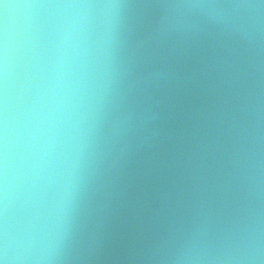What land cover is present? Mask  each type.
I'll return each instance as SVG.
<instances>
[{"label":"clouds","instance_id":"obj_1","mask_svg":"<svg viewBox=\"0 0 264 264\" xmlns=\"http://www.w3.org/2000/svg\"><path fill=\"white\" fill-rule=\"evenodd\" d=\"M0 8V264L71 258L87 169L133 153L159 107V76L189 64L180 81L203 103L177 199L191 219L161 228L127 259L264 264V0H0ZM149 8L154 19L133 45L131 22ZM13 156L18 215L9 202Z\"/></svg>","mask_w":264,"mask_h":264},{"label":"water","instance_id":"obj_2","mask_svg":"<svg viewBox=\"0 0 264 264\" xmlns=\"http://www.w3.org/2000/svg\"><path fill=\"white\" fill-rule=\"evenodd\" d=\"M131 2L154 4L157 0ZM137 11L141 15L131 22L133 45L140 44L141 27H146L156 13L153 8ZM190 68L191 64L179 75L165 72L159 76L160 87L154 96L159 107L149 114L146 138L131 155L111 160L102 170L87 169L66 248L71 258L64 264H129L127 258L145 239L161 228L180 227L190 221V207L177 199L194 110L203 103L194 84L180 81L190 75ZM17 165L16 158L10 157L9 202L14 215L20 212L22 195Z\"/></svg>","mask_w":264,"mask_h":264}]
</instances>
